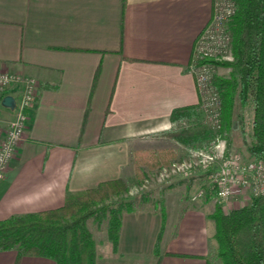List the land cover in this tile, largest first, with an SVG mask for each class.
Here are the masks:
<instances>
[{
	"label": "crops",
	"instance_id": "crops-1",
	"mask_svg": "<svg viewBox=\"0 0 264 264\" xmlns=\"http://www.w3.org/2000/svg\"><path fill=\"white\" fill-rule=\"evenodd\" d=\"M210 2L0 0V70L37 82L23 140L0 179V220L58 208L68 194L132 169L137 177L159 152L179 157L153 144L184 145L164 133L178 125L173 109L198 106L190 60ZM0 107V118L13 117ZM171 194L167 225L155 210L122 211L115 248L95 243V264H156L158 240L159 264L209 263L207 206ZM0 264L55 263L10 249L0 250Z\"/></svg>",
	"mask_w": 264,
	"mask_h": 264
},
{
	"label": "trees",
	"instance_id": "trees-1",
	"mask_svg": "<svg viewBox=\"0 0 264 264\" xmlns=\"http://www.w3.org/2000/svg\"><path fill=\"white\" fill-rule=\"evenodd\" d=\"M232 1L235 10L226 29L232 38L233 60L224 63L231 68V74L228 79L214 78L213 83L221 97L225 126L231 124L236 101L251 109L245 132L246 152L249 158L264 159V0ZM170 120L178 125L164 134L186 146L213 136V131L203 124L197 105L173 109ZM175 158L173 150L159 152L152 156L154 163L149 167L166 165ZM127 189L121 178L105 180L68 194L58 208L0 220V250L14 249L19 256L45 257L55 264H95V242L85 221L96 216L111 196ZM124 210L133 209L129 203L109 209L107 236L114 248ZM210 218L215 225V257L220 264H264V195L252 196L228 212L217 207ZM154 254L159 264L157 243ZM205 262L209 264L207 259Z\"/></svg>",
	"mask_w": 264,
	"mask_h": 264
},
{
	"label": "rangeland",
	"instance_id": "rangeland-1",
	"mask_svg": "<svg viewBox=\"0 0 264 264\" xmlns=\"http://www.w3.org/2000/svg\"><path fill=\"white\" fill-rule=\"evenodd\" d=\"M212 1L213 0H211L210 2V15L212 11ZM230 2L232 3L233 12L231 16L227 19V21L233 16L235 10L234 2L232 0ZM228 34L230 35L229 32ZM231 45L232 38L230 46L226 51L222 52L218 57H213L210 59L208 58L205 60V62L207 63L206 67L210 79L209 85L211 86L213 91H216L220 99V115L218 126H213L210 123L209 119L205 117V114L202 109L199 106L198 108L202 114L203 124L208 126L213 131V136L209 139L199 141L188 147H186L185 145L173 144L165 139H157L155 144H153L155 145V148L163 149L171 145L173 146L172 148L177 151L179 157L170 161L166 165L163 164L161 166H157L156 168H150V171L148 167H142V172L138 174L137 177L133 175V169L131 170L130 163V174H128V176L123 179L128 187L127 191L118 195L111 196L107 201L103 203L104 208L102 210H99L96 216L88 217L85 221L86 227L92 234L94 242L98 245V247H100V243L105 242L108 239L107 225L109 218V209L111 207L117 206L119 203H129L133 211L136 213H138L139 211L145 212L149 210H155V212H157L158 215L162 218L163 225L165 224V222L167 225V222L170 223V221H172V219L174 218L172 206L175 203L174 201H171V199L168 198L169 196L167 195L173 193V191L176 190L178 191V194L182 199V205L198 202L203 203L207 206L206 211H209L207 216V223L209 227L211 225V228H213L214 231L213 234H215V225L213 220H211L210 218V215L214 212V210L217 207H220L223 212H228L233 208H238L244 205L251 198L243 196L219 204L208 193L206 197L201 198L196 202H192L190 199V195L194 193L198 186L206 187V169L208 167L216 168L220 164L223 155L234 152L241 154L244 158L253 159L248 157L245 148L248 141L245 132H247L249 129L248 123L251 119V109H249V107H241L239 102L236 101L232 110L233 113L231 116V124L229 126H225V123L222 119L221 97L218 93L216 86L213 83L214 78H230L231 68L227 65H224V63H230L233 60L231 55ZM192 150H196V152L202 153L204 155H212L213 160H211L210 162H205L207 161L205 160V165V163L203 164V162L199 161L202 157L191 156L190 152ZM191 160H198L199 162L197 164L195 163L192 167L193 169L187 172L186 174H183L181 171L178 170H175L174 172H169V169L171 168L172 164H180L184 161L188 162ZM174 166L178 165H173L172 168H174ZM167 198L168 200H166ZM176 217L179 216L176 215ZM163 230V234H165L164 238H166L168 235V230H170V225H168L167 229L165 226ZM173 236L175 235H171L170 238H172ZM213 243V246L212 243L209 244L210 248H216L217 243L214 237ZM157 244H159L158 246L161 245L159 240L157 241ZM159 252L161 253L160 247ZM209 260L210 264H220V261L215 257V251L212 253Z\"/></svg>",
	"mask_w": 264,
	"mask_h": 264
},
{
	"label": "built area",
	"instance_id": "built-area-1",
	"mask_svg": "<svg viewBox=\"0 0 264 264\" xmlns=\"http://www.w3.org/2000/svg\"><path fill=\"white\" fill-rule=\"evenodd\" d=\"M230 1H212L211 15L196 36L191 52L190 71L198 95V106L213 126L219 124L220 99L209 85L210 79L205 60L218 57L230 46L231 37L225 25L233 12ZM12 89H16V94L9 93ZM36 90L35 79L0 70V99L4 95H11L15 102L11 110L13 117L0 118V179L4 177L9 161L23 140L27 120L26 111L36 97ZM190 154L192 157H202L199 161L203 164L213 160L212 155H204L196 150H192ZM199 161L191 160L172 164L169 172L178 170L186 174ZM173 165L178 166L172 168ZM206 171V187L198 186L190 195L192 202L206 197L208 193L219 204L238 197L264 195V159H247L239 153L231 152L222 156L216 168L208 167Z\"/></svg>",
	"mask_w": 264,
	"mask_h": 264
},
{
	"label": "water",
	"instance_id": "water-1",
	"mask_svg": "<svg viewBox=\"0 0 264 264\" xmlns=\"http://www.w3.org/2000/svg\"><path fill=\"white\" fill-rule=\"evenodd\" d=\"M0 105L9 110H13L15 106L14 98L11 95H4L0 99Z\"/></svg>",
	"mask_w": 264,
	"mask_h": 264
}]
</instances>
